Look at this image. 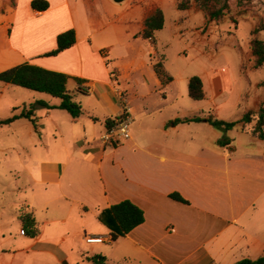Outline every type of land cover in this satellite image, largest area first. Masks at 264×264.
<instances>
[{"label":"crops","instance_id":"crops-1","mask_svg":"<svg viewBox=\"0 0 264 264\" xmlns=\"http://www.w3.org/2000/svg\"><path fill=\"white\" fill-rule=\"evenodd\" d=\"M47 1L48 9L37 10L32 0H0V72L30 63L79 78L68 88L84 111L73 118L65 109L42 106L36 125L28 118L0 125V159L16 165L0 172V264H94L96 254L105 255L106 264H234L264 257V139L251 132L254 122L222 130L207 120H239L261 109L264 77L251 74L257 77L264 65H255L253 37L245 45L236 34L224 39L220 24L195 3L179 9L178 0ZM169 6L177 12L171 22ZM159 8L165 25L154 40L146 39L145 21ZM71 28L76 43L46 55ZM166 35H187V47L196 50L199 72H179L188 87L191 76H201L204 99L181 102L182 91L168 90L174 77ZM219 44L241 52L238 80L247 91H239L233 118L224 111L232 73L211 67ZM183 52L177 59L186 63ZM159 58L173 77L166 90L154 68ZM118 77L134 120L131 137L109 145L102 135L121 111ZM10 92L6 98L8 91H0V119L37 100L61 102L45 92L29 94L32 100ZM193 117L203 120L185 121ZM123 200L142 208L145 220L113 240L99 214ZM22 208L35 218L34 236L24 234ZM87 236L108 240L88 243Z\"/></svg>","mask_w":264,"mask_h":264},{"label":"trees","instance_id":"trees-1","mask_svg":"<svg viewBox=\"0 0 264 264\" xmlns=\"http://www.w3.org/2000/svg\"><path fill=\"white\" fill-rule=\"evenodd\" d=\"M116 2H123L124 0H114ZM205 12V15L211 20H221L228 9L230 8V0H196ZM192 0H178L179 9H188L191 6ZM32 7L37 10H46L50 3L47 0H32ZM165 25V13L162 9H157L145 21V28L141 35L146 39L155 38V33L161 30ZM261 30L257 27L254 32ZM76 31L71 28L60 33L57 37V47L46 53V55H57L61 51L72 47L76 43ZM253 54L255 56V65L261 67L264 65V39L253 37L251 40ZM155 71L157 72L162 84L166 85L173 80V77L164 69L163 60L159 58L154 63ZM71 78L81 83V79L72 77L63 72L43 68L30 63H23L16 65L9 69L0 72V81L8 84H14L23 88L34 91L45 92L54 97L61 99L60 104L50 105L43 100H37L30 104V108H23L20 112H14L7 118L0 119L1 124H9L19 118H28L36 125L35 111L39 107L60 108L67 110L73 118H78L83 113V106L80 102L75 100V91L68 88ZM189 96L194 100H202L205 98L204 83L199 75H193L189 79ZM77 91L87 94V91L78 88ZM15 110L17 108H14ZM200 121L202 117L188 118L185 121ZM207 120L215 127L222 130H229L234 128L238 123L252 124L250 130L255 135L264 139V103L259 110L247 111L239 120L227 121L214 116H209ZM110 122H108V125ZM225 138L219 140L220 144H224ZM177 201L187 202L180 194L173 193L171 195ZM20 219L23 224L24 234L34 236L36 234V221L31 212H25L21 209ZM99 220L104 223L110 230L113 240L120 236H124L131 232L135 227L142 224L145 220V214L142 208L134 204L130 200H123L108 208L103 209L99 214ZM94 264H106L107 257L102 254H96L91 257ZM234 264H264V257L243 258Z\"/></svg>","mask_w":264,"mask_h":264},{"label":"rangeland","instance_id":"rangeland-1","mask_svg":"<svg viewBox=\"0 0 264 264\" xmlns=\"http://www.w3.org/2000/svg\"><path fill=\"white\" fill-rule=\"evenodd\" d=\"M196 4V7L201 9L198 2L196 0H192L193 4ZM230 8L226 12L225 16L221 20H214L215 23L220 24L224 31L225 37L224 39L229 38L230 40H234V34H236L237 42L242 43L245 45L246 38L248 36L250 37H258L261 39H264V0H230L229 1ZM175 8L173 7H167V16L169 21L171 22L172 19L176 18ZM205 13V12H204ZM257 27H261V30L254 32V30ZM165 32H163V35ZM168 36L167 39L170 42L169 47L167 46L165 48L167 60H168V66L171 68V75L174 77V82L170 87H168V90L171 91H182L184 98H181V102L187 101L193 102L194 100L190 98L188 94H186V91H188V85L186 83V77L185 75H182L179 71L182 70H189L190 72H199V70L202 67V64L197 62L195 58L196 50L189 49L187 47V44L189 43V40L185 37L178 36L177 39H173L172 36ZM179 51H184L183 55L188 56L187 62L183 63L180 62L182 59L178 60L177 57L180 55ZM183 55L181 57H183ZM183 61V60H182ZM240 63H241V52L239 50L234 49L233 47H228L223 44H219V47L217 48L216 54L212 60V68L217 71H222L224 68V73L229 74L232 73L233 77V87L232 89H227L229 92L226 94L229 98L228 101L225 103L224 111L226 116H230V118H233L234 116H237L235 113L239 111L238 107V98L239 91H247V89H244L245 82L239 81V71H240ZM208 64L210 65V62L208 60ZM194 73V74H195ZM198 75V74H195ZM264 77V70H259V74L254 76L251 74L252 79H260ZM118 83L117 87L123 91H127L124 89L125 87L121 85V81L118 77ZM74 82L70 83V88ZM228 83V82H227ZM167 85L162 84L161 90L165 88ZM230 84L228 85L229 88ZM153 87V86H152ZM159 89V87H158ZM154 91H159L155 90ZM166 90V88H165ZM0 91H8L7 97H9L11 94L10 91H23L24 94L23 97L29 100L31 99V95L29 94H41L40 92H36L31 89L23 88L20 86H16L14 84H8L0 81ZM129 93H127L128 95ZM47 97H51L55 101H59V98L51 96L49 94H45ZM85 98V97H84ZM128 100H130L129 97H127ZM244 96H242V99ZM241 99V100H242ZM32 100V99H31ZM142 102V99H139ZM139 102V101H138ZM33 103V102H32ZM31 104V103H30ZM30 104L27 105V108H30ZM131 104V103H130ZM25 108V107H24ZM22 108L14 109V112H20ZM133 114V111H132ZM234 114V115H233ZM11 116V115H10ZM227 116V117H228ZM9 117V116H8ZM7 118V117H6ZM131 125V129H132ZM16 165L9 161L7 158L0 159V172L7 173L8 170L16 168ZM1 193V191H0ZM10 195L8 194V199ZM5 200L7 199V196L5 195L3 197ZM9 203V200H8ZM2 210V205L0 203V211ZM103 247H109L108 244H104Z\"/></svg>","mask_w":264,"mask_h":264},{"label":"built area","instance_id":"built-area-1","mask_svg":"<svg viewBox=\"0 0 264 264\" xmlns=\"http://www.w3.org/2000/svg\"><path fill=\"white\" fill-rule=\"evenodd\" d=\"M121 100L120 114L115 116L112 124L102 135L104 143L109 145L121 144L131 137V125L133 123L132 106L123 90L118 89ZM88 243H103L108 240L106 236H87Z\"/></svg>","mask_w":264,"mask_h":264}]
</instances>
